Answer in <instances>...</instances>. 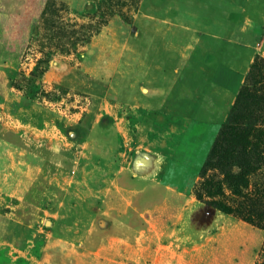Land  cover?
I'll list each match as a JSON object with an SVG mask.
<instances>
[{"label": "rangeland", "instance_id": "374dc122", "mask_svg": "<svg viewBox=\"0 0 264 264\" xmlns=\"http://www.w3.org/2000/svg\"><path fill=\"white\" fill-rule=\"evenodd\" d=\"M228 124L259 194L264 0H0V264H264V225L195 193L240 197L202 175Z\"/></svg>", "mask_w": 264, "mask_h": 264}, {"label": "trees", "instance_id": "16d2710c", "mask_svg": "<svg viewBox=\"0 0 264 264\" xmlns=\"http://www.w3.org/2000/svg\"><path fill=\"white\" fill-rule=\"evenodd\" d=\"M240 109L241 108L238 105L233 108L234 112L236 113H238ZM235 123L236 124L234 126V131L235 133H237V135L235 134L234 137L239 139L240 137L238 135V131L239 129H245V126L241 125L242 123L238 121ZM229 128H230V124L225 125L223 127V130L221 131L217 139V142L215 143V146L212 150V154L210 155V158L205 163L202 169V175H206L209 168L214 166L218 167L221 170V173L224 175L222 181L227 183L230 186L231 190L234 192V194L239 195L240 197L231 203H229L225 199L222 200L215 198V195L213 194V187L215 184L214 174L206 175L202 183L196 187L195 193L199 199L213 204L214 206L218 207L224 212L227 213L234 212L240 215H245L246 218H248L250 221H253L259 225H264V206L262 208H258L259 203L261 201L260 192L263 191L264 193V183L263 186L260 185L256 188L259 194H255L254 189L250 191L249 188H246V186L248 185V179L245 178V171L249 167L245 163L240 162L238 156L234 154V152L243 151L246 147L245 144L243 143L241 150L238 149L235 150L233 147L229 145L226 135ZM261 129L264 133V129L263 128ZM246 151H248L249 154L255 153L256 159L260 160L261 164L264 167V154H261L258 151L254 152L253 150H246ZM220 152L221 153L229 152L231 153V157L229 161H228L229 158H223L222 162L216 165L212 162V159L218 153L220 154ZM217 192L218 193L222 192V185L218 186Z\"/></svg>", "mask_w": 264, "mask_h": 264}, {"label": "crops", "instance_id": "0c3cea01", "mask_svg": "<svg viewBox=\"0 0 264 264\" xmlns=\"http://www.w3.org/2000/svg\"><path fill=\"white\" fill-rule=\"evenodd\" d=\"M223 71L228 73H234V71L231 70V67H225ZM243 79L244 78L240 77L238 73L233 74V81H231L229 85L230 88L232 90L238 91L241 87V84L243 83ZM210 132V126L204 122L196 123L194 126H190L187 129V132L185 133L183 141L181 143V148L189 152V160L186 162L189 163L191 166H194V164H198L203 154L207 152V144L209 140L206 137ZM194 142H196L197 144L193 147H190L189 143Z\"/></svg>", "mask_w": 264, "mask_h": 264}]
</instances>
